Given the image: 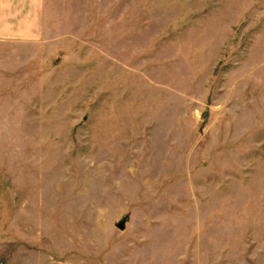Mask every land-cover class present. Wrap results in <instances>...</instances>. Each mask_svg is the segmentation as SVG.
Here are the masks:
<instances>
[{"label": "rangeland", "instance_id": "obj_1", "mask_svg": "<svg viewBox=\"0 0 264 264\" xmlns=\"http://www.w3.org/2000/svg\"><path fill=\"white\" fill-rule=\"evenodd\" d=\"M44 31L0 38V264H264V0H46Z\"/></svg>", "mask_w": 264, "mask_h": 264}, {"label": "crops", "instance_id": "obj_2", "mask_svg": "<svg viewBox=\"0 0 264 264\" xmlns=\"http://www.w3.org/2000/svg\"><path fill=\"white\" fill-rule=\"evenodd\" d=\"M46 0H0V38L45 37Z\"/></svg>", "mask_w": 264, "mask_h": 264}, {"label": "water", "instance_id": "obj_3", "mask_svg": "<svg viewBox=\"0 0 264 264\" xmlns=\"http://www.w3.org/2000/svg\"><path fill=\"white\" fill-rule=\"evenodd\" d=\"M117 225H118V227H119V228H124V224H123V222H122V221H121V222H119Z\"/></svg>", "mask_w": 264, "mask_h": 264}]
</instances>
